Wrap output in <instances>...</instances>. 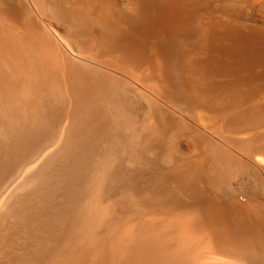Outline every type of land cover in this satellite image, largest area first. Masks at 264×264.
<instances>
[{"label": "bare ground", "instance_id": "6f19581e", "mask_svg": "<svg viewBox=\"0 0 264 264\" xmlns=\"http://www.w3.org/2000/svg\"><path fill=\"white\" fill-rule=\"evenodd\" d=\"M0 264H264V0H0Z\"/></svg>", "mask_w": 264, "mask_h": 264}]
</instances>
